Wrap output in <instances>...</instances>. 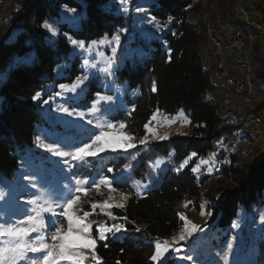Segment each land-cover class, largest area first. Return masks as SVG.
<instances>
[{
	"label": "trees",
	"instance_id": "16d2710c",
	"mask_svg": "<svg viewBox=\"0 0 264 264\" xmlns=\"http://www.w3.org/2000/svg\"><path fill=\"white\" fill-rule=\"evenodd\" d=\"M150 1L156 17L169 23L170 29L163 34L167 47L163 41H155L144 63L127 62L117 70L119 80L127 81L129 89L137 91L134 97L128 96L132 109L121 117L129 130L141 137L157 109L172 114L183 107L191 119V133L155 141L152 147L162 155L174 151L177 162L193 150L207 155V150L233 127L220 116L216 88L210 84L200 55L205 37L197 31L194 19L201 0ZM262 1L251 2L262 8ZM121 5L120 0H24L14 11L11 29L0 38V181L15 175L26 148L35 142L37 128L44 122L40 112L42 93L71 49L69 37L94 40L113 35L130 18L121 11ZM219 5L221 11L228 12L234 0H219ZM64 8L75 9L78 21L63 19ZM45 21L57 22L55 37L43 27ZM27 57L33 59L32 63L25 61ZM78 63L75 61L69 69L73 75L79 72ZM256 76L263 81V86H258L261 96L264 71ZM98 89L92 81L91 94ZM37 92L41 93L39 100L33 99ZM263 108L264 98L259 99L256 110ZM173 167L169 164L159 185L145 194L128 187L127 203L115 212L122 219L127 217L123 222L129 234L98 241L96 251L102 264H155L151 239L162 240L181 229L178 203L201 196L203 179L192 171V163L181 171ZM237 167L234 163L230 167L235 174L239 172ZM246 167L249 170L237 177L238 184L218 199L214 214L221 213L222 225L230 224L241 206L264 203V152L254 154ZM228 170L222 167L220 174L227 176Z\"/></svg>",
	"mask_w": 264,
	"mask_h": 264
},
{
	"label": "rangeland",
	"instance_id": "374dc122",
	"mask_svg": "<svg viewBox=\"0 0 264 264\" xmlns=\"http://www.w3.org/2000/svg\"><path fill=\"white\" fill-rule=\"evenodd\" d=\"M23 1H0V38L11 29L12 14L23 4ZM217 1L219 2V0ZM205 3L206 0H201L199 9L203 10ZM121 4V11L130 18L128 23L113 35H105L111 43L92 44V41H100L105 36L94 40L73 37L72 39L83 41L85 47L80 48L71 43L68 55L55 69L54 79L45 87L42 93V106L40 107L44 122L37 128L35 142L26 148L24 158L15 175L0 181V190L6 194L4 200H0V206H3L5 216L12 214L15 219L23 218V208L26 207L25 201L30 198L28 193L34 191L30 187H26L28 181L23 179L24 176L33 177L36 180L43 178L52 186L72 187L77 179L87 181L84 186H91V190L87 196L81 194L80 207L84 211L91 212V203L103 202L110 196L113 204L123 202L125 205L129 198L128 187L133 188L139 194H145L157 187L171 163L174 165V170L181 171L191 163L195 167L203 159L209 163L202 164L199 172H195L199 179H203L201 196L185 199L178 203L179 214L182 213L188 220L199 225L202 231L195 233L187 243L182 241L175 245L174 247H179L181 251H169L159 261V264H264V203H253L249 207L241 206L238 214L228 225L219 223L221 213L214 214L220 196L238 184L237 177L249 170L246 163L254 156L251 155L244 161L236 158L233 163L238 166L239 172L236 174L233 172L227 176L220 174L222 167L212 159V157H219L224 149L235 150V142H238L244 135L241 128L235 126L228 129L216 141L214 148L210 150L211 155L209 153L199 155L193 150L186 158L177 162L174 161V151L168 155L158 154L154 151L152 143L191 133V119L183 107L172 114L163 109H157L159 111L156 110L153 113V115H157V119H149L146 133L141 137L133 134L129 130L127 122L121 117L123 113L127 114L132 109L128 104V96L134 97L137 91L130 90L127 81L119 80L117 70L127 62L132 65L144 63L155 48V41L164 42L163 34L170 29L169 23L163 22L153 13L152 1L126 0L125 3L121 2ZM137 8H141L143 11L138 12L136 11ZM198 12L195 14V19ZM153 16L156 17L155 21L151 19ZM62 18L76 19V21L79 19L76 10L73 12L67 8L63 9ZM48 23L52 24L55 29V34L49 31L55 37L58 30L57 22L49 21ZM116 34L120 36L119 44L112 40ZM260 39L262 40L261 37ZM165 46L167 47L166 43ZM113 47L116 48V63L112 66L110 74H106L101 69L106 67L107 57L112 55ZM262 59L263 56L257 49L252 57V65L260 73L264 71ZM85 60L88 61L87 66L84 64ZM25 61L32 63L33 59L27 57ZM75 61H79L77 64L79 72L73 75L74 72L69 69L72 68ZM77 77H86V79L76 93L64 91L62 95H56L57 92L62 91L59 87L61 84H72ZM255 80L259 87L263 86L261 78L255 76ZM92 81L99 88L93 94L90 91ZM97 93L112 99L111 101H99ZM214 95L220 105H223L222 91L216 89ZM236 98L238 97L236 96ZM262 98H264V90L261 91L260 99ZM45 100L48 102L44 103ZM93 107L96 108V111H93ZM261 112L264 118V108ZM219 113L222 118L226 115L222 110ZM80 114H83V118ZM165 118L175 120V122L168 124ZM185 118L190 123H185ZM88 120H92L93 124L89 125ZM98 121L114 123L123 121L126 125L123 131L135 138L136 147L126 152L108 150L83 163L72 161L71 163L76 166L69 169L68 165L63 164L59 157L46 152L37 143V137L44 143L57 141L62 144H72L82 141L95 131L94 125ZM149 128L152 131H149ZM145 136H147V142L141 144L140 140ZM161 136L167 138L160 139ZM64 150L70 149L65 148ZM193 153L196 155L193 156ZM185 161H187L186 165L184 164ZM157 162L159 163L157 164ZM182 165L184 166L182 167ZM240 165L243 169L240 168ZM109 168L112 169L111 172L108 171ZM209 168L212 169L211 172L208 171ZM104 177L112 180V187L117 189L116 192L110 193L107 187L103 185L99 192L96 191L93 181L98 183ZM136 181H140V183L137 184ZM121 193L127 195V200H123ZM186 202H189L187 207H185ZM201 205H203L204 215H201ZM115 208L117 207L111 208L112 217L101 212L99 208L88 217L93 222L94 237L98 235L96 226L99 224L109 226L120 224L123 225V229H126L115 233V235L108 234L107 239L109 237L122 238L129 234L123 219L116 214ZM181 229L165 239H151V241L155 244L157 241L167 240L171 244L172 238L178 236ZM35 235L33 234V236ZM98 241L99 239H97V243ZM29 255L32 256L33 254L30 253ZM188 256H191L192 259L188 260L186 258ZM154 262L157 264L156 261Z\"/></svg>",
	"mask_w": 264,
	"mask_h": 264
},
{
	"label": "snow or ice",
	"instance_id": "6c2138e0",
	"mask_svg": "<svg viewBox=\"0 0 264 264\" xmlns=\"http://www.w3.org/2000/svg\"><path fill=\"white\" fill-rule=\"evenodd\" d=\"M121 2L125 3L126 0H121ZM70 11L74 12L75 9H70ZM136 11H143V9L137 8ZM151 19L155 21L156 17L153 16ZM168 19L171 21L172 17ZM43 27L55 34L52 24L47 21L44 22ZM69 39L74 46L85 47L83 41H77L71 39V37ZM112 40L119 44V34L114 35ZM105 42L111 43V41H108L107 36L100 41H92V44H104ZM111 51L112 55L107 57L106 67L101 69L106 74H110L112 66L116 63V48L113 47ZM84 64L87 66L88 61L85 60ZM92 67H95V65H92ZM84 79L86 77H77L72 84H61L59 87L62 91L57 92L56 95H62L64 91L76 93L77 89L83 85ZM152 90L156 91L155 85H153ZM40 97L41 93L37 92L33 99L39 100ZM97 97L99 101H111L112 99L100 93H97ZM43 102L47 103L48 101L45 100ZM64 111H67V109H64ZM93 111H96L95 107H93ZM80 115L83 118V114ZM151 119L156 120L157 115L154 114ZM165 119L168 124L175 122L172 119ZM87 123L92 125L93 121L88 120ZM185 123H190V121L185 118ZM125 127L126 125L123 121L116 123L98 121L94 125L95 131L82 141L72 144H62L57 141L44 143L37 137V143L46 152L59 157L61 162L68 165L69 169H71L76 166L71 163L72 161L83 163L89 158H96L108 150L113 152L123 150L126 152L135 148V138L123 131ZM145 128H148L147 124ZM148 130L152 131L150 128ZM159 138L165 139L167 137L161 136ZM146 142L147 136L140 140L141 144ZM65 148L70 150L66 151L64 150ZM192 155L195 156L196 153ZM208 163L209 161L201 159L200 163L192 168V171L199 172L200 166ZM184 164L186 165L187 161ZM108 171L111 172L112 169L109 168ZM208 171L211 172L212 169L209 168ZM23 179L28 181L26 187L34 190L28 193L30 198L25 201L26 207L23 208V218L15 219L12 214H8L6 217L3 206H0V264H37V261H39V264H102L101 257L96 251L97 239L106 240L108 234L115 235V233L126 229H123V225L120 224H112L110 226L99 224L96 226L98 235L94 237L93 222L88 217L97 208L107 216L112 217L111 208L114 206L123 208L125 206L124 203L113 204L110 196L109 199L103 202L91 203V212L84 211L80 207L81 194L87 196L91 190V186H84L87 181L77 179L72 187H68L52 186L43 178L36 180L33 177L24 176ZM136 183L139 184L140 181H136ZM93 184L97 192H99L102 185L106 186L110 193L117 191L116 188L112 187V180L107 177H104L98 183L93 181ZM5 195L0 190V200H4ZM121 196L123 200H127L126 194L121 193ZM188 203H185V207L188 206ZM201 209V215H204L203 205H201ZM179 215L184 222L179 235L172 238L171 244L167 240L155 243V251L151 259L156 261L157 264L169 251H181L179 247H174L175 245L180 244L182 241L187 243L195 233L202 231L199 225L188 220L182 213ZM123 219L126 220L127 217H123ZM33 234L36 235L33 236ZM30 253L33 255L30 256ZM186 258L188 260L192 259L191 256Z\"/></svg>",
	"mask_w": 264,
	"mask_h": 264
},
{
	"label": "built area",
	"instance_id": "2783aa9c",
	"mask_svg": "<svg viewBox=\"0 0 264 264\" xmlns=\"http://www.w3.org/2000/svg\"><path fill=\"white\" fill-rule=\"evenodd\" d=\"M250 1L234 0L232 9L223 12L217 0H206L194 20L197 31L205 37L200 51L204 69L210 84L223 93L224 118L244 133L235 142L234 151L224 149L222 155L212 157L217 165L229 169L228 175L233 173L230 167L236 158L244 161L264 152V118L256 110L260 99L255 80L258 71L252 65L257 49L264 59V0L262 8ZM207 153L211 155L210 150Z\"/></svg>",
	"mask_w": 264,
	"mask_h": 264
}]
</instances>
